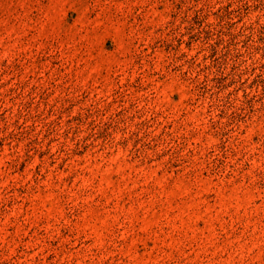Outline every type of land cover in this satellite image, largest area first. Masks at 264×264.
Masks as SVG:
<instances>
[{"label":"rangeland","instance_id":"rangeland-1","mask_svg":"<svg viewBox=\"0 0 264 264\" xmlns=\"http://www.w3.org/2000/svg\"><path fill=\"white\" fill-rule=\"evenodd\" d=\"M0 264H264V0H0Z\"/></svg>","mask_w":264,"mask_h":264}]
</instances>
